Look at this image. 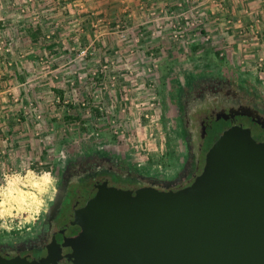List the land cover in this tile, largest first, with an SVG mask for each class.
Wrapping results in <instances>:
<instances>
[{
	"label": "rangeland",
	"instance_id": "obj_1",
	"mask_svg": "<svg viewBox=\"0 0 264 264\" xmlns=\"http://www.w3.org/2000/svg\"><path fill=\"white\" fill-rule=\"evenodd\" d=\"M12 2H0L10 11L0 17V58L9 69L13 54L30 52L36 60L22 80L0 86L16 122L0 128L1 239L39 222L73 148L105 146L128 168L172 177L184 154L172 94L188 74H222L264 100V55L251 66L244 44L231 43L249 40L250 31L264 36V0H212L208 6L219 11L189 16L182 37L165 16L143 24L119 14L93 18L82 2H62L72 12L63 9L56 23L39 15L38 2ZM24 39L31 49L16 50Z\"/></svg>",
	"mask_w": 264,
	"mask_h": 264
},
{
	"label": "water",
	"instance_id": "obj_2",
	"mask_svg": "<svg viewBox=\"0 0 264 264\" xmlns=\"http://www.w3.org/2000/svg\"><path fill=\"white\" fill-rule=\"evenodd\" d=\"M60 238L74 264H264V142L224 132L181 190L98 185Z\"/></svg>",
	"mask_w": 264,
	"mask_h": 264
},
{
	"label": "flooded vegetation",
	"instance_id": "obj_3",
	"mask_svg": "<svg viewBox=\"0 0 264 264\" xmlns=\"http://www.w3.org/2000/svg\"><path fill=\"white\" fill-rule=\"evenodd\" d=\"M172 97L178 136L184 147L172 177L128 168L105 146L73 148L57 169L51 201L39 222L17 238H0V257L38 262L50 256L52 261L47 264H74L68 257H57L63 248L60 235L76 212L87 204L96 186L181 190L192 185L202 173L208 151L224 132L233 127L248 129L258 141L264 142V100L244 93L240 85L222 74L203 71L188 74L173 89ZM122 179H128L129 183L123 185Z\"/></svg>",
	"mask_w": 264,
	"mask_h": 264
},
{
	"label": "crops",
	"instance_id": "obj_4",
	"mask_svg": "<svg viewBox=\"0 0 264 264\" xmlns=\"http://www.w3.org/2000/svg\"><path fill=\"white\" fill-rule=\"evenodd\" d=\"M24 1L30 2L31 0H24ZM33 1L38 2L40 5L38 9V13L40 16L44 18H48V20H53L56 23L59 17L58 15L59 13L60 14L63 13V9L67 8L69 9V12H72V8H69L68 6L72 5L73 7L75 6L77 8L79 2H82L81 7L84 6L87 7V11L92 13L93 18L94 16L97 15L105 16V17L108 16L109 18H112L113 15L119 14V16L124 15V18H135V21L138 24L145 23L144 20L147 18V16L151 17L152 11L157 12V14L154 16H161V14H159L161 10L168 11L172 14L186 12L190 15L197 13V11L200 12V15H204L205 13L210 11H214V12L219 11L217 6L216 7L213 5L208 6V4L209 5L212 4V0H33ZM15 2L16 0H13L12 3ZM62 2L63 4L66 2L65 4L68 6L67 7L65 6L63 8ZM76 8L74 10H76ZM10 10L12 11V13L19 12L17 9L14 8ZM29 10L30 9L28 8L27 11ZM9 12H10L9 9H6V12L4 11V6L0 7V17L2 15H6ZM6 17L16 18V16L14 15L13 16L7 15ZM150 21H155V19ZM44 26L46 27L47 24H45ZM248 37L249 40L246 41L244 40V43L242 44L239 43L241 41H236V40L234 41L231 40V43L233 44V48L238 47L237 49H240L241 48L240 46L244 44V46L247 49V51L245 52L246 58L252 63L250 65L253 66L254 64H256V60L259 58V56L264 55V36L261 35V37L257 38L255 35L253 36L252 31H250ZM235 38H239V37H235ZM22 41H24L23 44L21 43L19 45L17 44L16 50L20 48L23 50L31 49L32 46L30 41H25V39ZM57 43L58 46L56 47L58 49L62 48L63 46L62 42L58 41ZM40 46L41 43L39 42V47ZM103 47L109 49V47L107 46H103ZM14 56L15 54H13L10 57L11 59L9 60L7 59V62H11V64H13V67L11 69L6 67L5 62L2 61L3 59L0 58L1 88H5L8 85L13 84L16 80H22V76L24 74L25 69L29 68L28 65L32 62V60H36L35 59L36 57L32 59L30 52L25 53L22 56H18V57H14ZM20 67L22 68L24 67L22 73L18 72ZM0 107L1 110H4L6 108L5 109L6 111L4 112L1 111L2 115L0 116V128H5L8 126L15 127L16 125L15 111L11 105V99L7 98L6 96H0Z\"/></svg>",
	"mask_w": 264,
	"mask_h": 264
},
{
	"label": "built area",
	"instance_id": "obj_5",
	"mask_svg": "<svg viewBox=\"0 0 264 264\" xmlns=\"http://www.w3.org/2000/svg\"><path fill=\"white\" fill-rule=\"evenodd\" d=\"M154 7V6H152ZM199 12L197 11V14ZM157 12L156 11H152L151 12V16H154L156 15ZM159 14H161V16H165L167 19H171V21L169 22V25H170V29L171 30H178L179 33H181V37L183 36V33L185 30H187V25L192 23V21L189 23V16H194L196 13H194L193 15H190L186 12H181V13H178V14H172L168 11H165V10H161L159 12ZM179 19V24L176 22L177 19ZM185 21V23H184ZM185 25V26H184ZM193 25V24H192Z\"/></svg>",
	"mask_w": 264,
	"mask_h": 264
}]
</instances>
